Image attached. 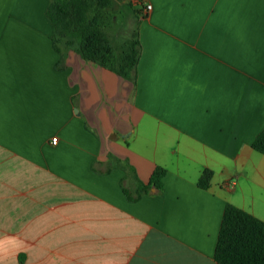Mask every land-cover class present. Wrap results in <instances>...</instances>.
Instances as JSON below:
<instances>
[{
    "label": "crops",
    "instance_id": "0c3cea01",
    "mask_svg": "<svg viewBox=\"0 0 264 264\" xmlns=\"http://www.w3.org/2000/svg\"><path fill=\"white\" fill-rule=\"evenodd\" d=\"M50 3L0 0V264H217L227 204L264 221V0H125L132 79L62 56Z\"/></svg>",
    "mask_w": 264,
    "mask_h": 264
},
{
    "label": "trees",
    "instance_id": "16d2710c",
    "mask_svg": "<svg viewBox=\"0 0 264 264\" xmlns=\"http://www.w3.org/2000/svg\"><path fill=\"white\" fill-rule=\"evenodd\" d=\"M111 0H51L48 19L54 29L56 50L65 56L75 50L84 60L93 62L104 69L111 70L123 78H136L137 66L141 55V43L136 31L134 38L125 45L118 57L107 34L102 29L97 7L107 8ZM61 41L66 51L58 47ZM75 45L77 47L73 48ZM59 68H62L60 64ZM253 149L264 155V131L256 138ZM130 172L132 167L126 166ZM166 170L157 167L147 185L139 182V199L149 194L152 188L162 191ZM213 172L205 170L200 178L202 189L210 187ZM217 264H264V221L232 204L225 207L222 225L215 251Z\"/></svg>",
    "mask_w": 264,
    "mask_h": 264
},
{
    "label": "rangeland",
    "instance_id": "374dc122",
    "mask_svg": "<svg viewBox=\"0 0 264 264\" xmlns=\"http://www.w3.org/2000/svg\"><path fill=\"white\" fill-rule=\"evenodd\" d=\"M101 19L102 29L107 34L113 47V52L118 57L125 50L128 41L133 40L138 28V19L132 9L126 6L125 0H111L107 8L97 7L94 11ZM58 47L66 51L64 44L59 41ZM77 47L75 45L73 48Z\"/></svg>",
    "mask_w": 264,
    "mask_h": 264
},
{
    "label": "built area",
    "instance_id": "2783aa9c",
    "mask_svg": "<svg viewBox=\"0 0 264 264\" xmlns=\"http://www.w3.org/2000/svg\"><path fill=\"white\" fill-rule=\"evenodd\" d=\"M151 9H152V6H147V8H146L147 11H150ZM52 142H53L54 144H56V143H57V138L53 139Z\"/></svg>",
    "mask_w": 264,
    "mask_h": 264
}]
</instances>
